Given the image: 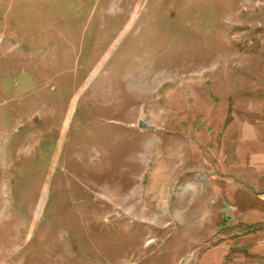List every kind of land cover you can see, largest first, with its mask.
Returning <instances> with one entry per match:
<instances>
[{
  "label": "rangeland",
  "instance_id": "obj_1",
  "mask_svg": "<svg viewBox=\"0 0 264 264\" xmlns=\"http://www.w3.org/2000/svg\"><path fill=\"white\" fill-rule=\"evenodd\" d=\"M0 264H264V0H0Z\"/></svg>",
  "mask_w": 264,
  "mask_h": 264
},
{
  "label": "bare ground",
  "instance_id": "obj_2",
  "mask_svg": "<svg viewBox=\"0 0 264 264\" xmlns=\"http://www.w3.org/2000/svg\"><path fill=\"white\" fill-rule=\"evenodd\" d=\"M41 205H43V199H42ZM40 207H42V206H40ZM125 209L128 210L127 208H125ZM39 211H40V210H39Z\"/></svg>",
  "mask_w": 264,
  "mask_h": 264
}]
</instances>
